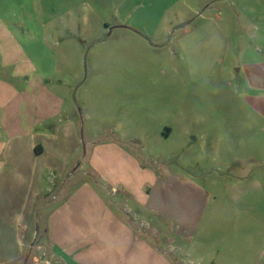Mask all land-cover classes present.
<instances>
[{"label": "rangeland", "instance_id": "374dc122", "mask_svg": "<svg viewBox=\"0 0 264 264\" xmlns=\"http://www.w3.org/2000/svg\"><path fill=\"white\" fill-rule=\"evenodd\" d=\"M88 1L0 0V12H44L45 37L50 38L45 50L48 54L58 51L59 57L36 69L43 85L64 97L65 112L59 126L65 128L70 115L80 144L71 162L64 159L65 167L74 171L55 177L54 185L44 180L41 203L48 208L34 210L31 229L37 219V241L44 244L46 253L49 246L43 240L50 205L88 183L100 192L97 194L104 205H119V216L126 227L133 225L139 239L149 242L165 258L176 256L185 264L189 260L196 263L185 256V241L172 232L160 214L138 207L120 188L102 193L107 189L105 183L89 165L95 119L86 114L101 115L107 127L126 137L124 147L140 156L161 178L172 176L174 183L205 190L210 200L204 218L214 204L223 203L231 209L227 200L231 188L244 184L245 169L255 173L263 159L264 127L252 116L250 130L243 131L242 116L232 111L243 113L251 106L245 97L254 89L238 68L245 58L243 51L251 46L245 29L253 24L246 17L243 0H146L130 20L121 19L120 9L111 0L115 9L109 14L100 10H110L100 1ZM129 3L136 5L134 0ZM149 3L148 10L145 7ZM124 10L131 9L124 6ZM122 21L146 29L118 31ZM186 27L190 31L181 30ZM23 28L35 33V20L28 19ZM199 28H217L221 34L192 32ZM51 32L52 42L57 39L60 48L51 45ZM81 41H85L83 46H73ZM186 45L188 50L184 51ZM211 52L214 61L210 68L206 61ZM170 124L178 130L166 136ZM137 135H142V142L133 140ZM69 136L64 130L58 134L65 145L70 143ZM244 138L248 139L246 144ZM57 149L67 152L64 146ZM82 194L74 195V200L82 202ZM26 250L30 258L33 249L28 245Z\"/></svg>", "mask_w": 264, "mask_h": 264}, {"label": "crops", "instance_id": "0c3cea01", "mask_svg": "<svg viewBox=\"0 0 264 264\" xmlns=\"http://www.w3.org/2000/svg\"><path fill=\"white\" fill-rule=\"evenodd\" d=\"M95 1L110 9H100L103 13L115 9L109 0ZM111 1L120 9L121 19L127 20L147 2L134 0V5L129 3L131 0ZM243 3L253 26L245 29L251 46L243 51L245 58L238 71L244 74L243 79L254 93L245 97L250 109L243 113L232 111L242 116L240 127L246 131L251 128L252 116L264 127V0H243ZM124 6L131 10L125 11ZM145 8L149 10L150 3ZM30 18L35 20V33L23 28ZM44 18L43 11L0 12V264H185L182 257L165 258L149 242L139 239L133 225L126 227L119 216V205H104L99 191L88 183L59 203L51 204L52 207L48 205L43 237L49 246L46 253L44 244L38 243V220L34 229L31 224L34 210L48 208L41 203L44 180L54 185L55 177L66 171L71 174L74 170L65 165L74 159L80 145L70 115L66 127L59 126L65 112L64 97L50 92L36 69L59 57L58 51L48 54L45 50V42L50 38L45 37ZM117 29L137 33L146 28L122 21ZM181 30L190 31L187 27ZM198 31L221 34L217 28L192 30ZM51 34V45L60 48L57 39L55 44L52 42ZM84 44L81 41L73 46ZM183 50H188V46ZM212 53L207 56L209 67L214 61ZM210 73L214 74L212 70L209 71L212 76ZM86 115L95 119L89 165L105 183L107 189L102 193L109 194L104 192L108 188H120L138 207L160 214L161 220L169 222L172 232L185 241V256L197 260L196 263L189 260L187 264H264V144L259 169L255 173L245 169L244 184L231 188L227 199L231 209L223 203L214 204L209 216L204 218L210 200L205 190L174 183L172 176L161 178L140 156L124 147L126 137L107 127L101 115ZM63 130L70 133L69 145L58 138ZM176 130L178 126L167 125L166 136ZM133 140L140 143L143 137L137 135ZM247 141L244 138V144ZM237 142L243 145L242 141ZM58 146H64L67 152L58 150ZM82 192L84 200H74V195ZM28 245L33 249L30 258ZM169 246L173 249L172 244Z\"/></svg>", "mask_w": 264, "mask_h": 264}]
</instances>
